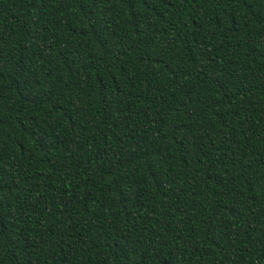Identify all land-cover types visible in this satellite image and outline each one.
I'll return each mask as SVG.
<instances>
[{"label":"trees","instance_id":"16d2710c","mask_svg":"<svg viewBox=\"0 0 264 264\" xmlns=\"http://www.w3.org/2000/svg\"><path fill=\"white\" fill-rule=\"evenodd\" d=\"M0 264H264V0H0Z\"/></svg>","mask_w":264,"mask_h":264}]
</instances>
